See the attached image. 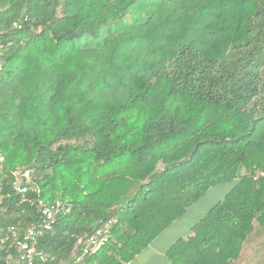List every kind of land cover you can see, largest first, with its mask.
Listing matches in <instances>:
<instances>
[{"label":"trees","instance_id":"obj_1","mask_svg":"<svg viewBox=\"0 0 264 264\" xmlns=\"http://www.w3.org/2000/svg\"><path fill=\"white\" fill-rule=\"evenodd\" d=\"M20 21V27H13ZM0 264L37 225L12 171L69 202L32 264H130L210 187L224 198L167 249L169 264H233L264 231V0H0ZM256 172H263L255 178Z\"/></svg>","mask_w":264,"mask_h":264},{"label":"built area","instance_id":"obj_2","mask_svg":"<svg viewBox=\"0 0 264 264\" xmlns=\"http://www.w3.org/2000/svg\"><path fill=\"white\" fill-rule=\"evenodd\" d=\"M20 26V21L13 22V27ZM262 174L263 172H256L255 178ZM35 178L33 169L28 166H17L12 171V187L19 195L20 201L36 202L42 215V221L37 225L25 228L21 236L17 235L16 230L12 226L8 227L15 239L16 256L22 264H32L36 257L42 260L48 258V254L37 249L38 238L43 232L52 228L58 214L65 213L70 208L67 200L59 198L50 204H45L41 198V190ZM116 222V217H110L95 226L90 233L81 237L77 242L76 251L72 254L67 264H86V259L106 244L111 235L112 226Z\"/></svg>","mask_w":264,"mask_h":264},{"label":"rangeland","instance_id":"obj_3","mask_svg":"<svg viewBox=\"0 0 264 264\" xmlns=\"http://www.w3.org/2000/svg\"><path fill=\"white\" fill-rule=\"evenodd\" d=\"M234 182V180L226 181L210 187L181 217L173 221L156 237L153 243L154 248H161L167 243H172L177 237H183V234L184 237L190 235L192 226L202 218L212 205L224 198ZM150 253L152 251H148L140 257L143 264L147 262L158 264L160 261L155 258L152 259ZM263 255L264 243L261 240L255 244L249 241L244 245L242 253L233 264H255L263 258Z\"/></svg>","mask_w":264,"mask_h":264},{"label":"crops","instance_id":"obj_4","mask_svg":"<svg viewBox=\"0 0 264 264\" xmlns=\"http://www.w3.org/2000/svg\"><path fill=\"white\" fill-rule=\"evenodd\" d=\"M183 237L185 236L184 234L182 235ZM181 237V236H180ZM179 237H177L176 239H178ZM175 239V240H176ZM156 238L145 248L143 249L139 254H137L131 261L130 264H143V261L141 260L140 257H142V255L148 251H152V253H150V255H152V259H156L158 261H160L158 264H169V259L166 256V251L169 248V246L175 241H173L172 243H167L165 245H163L161 248H154L153 243L155 242ZM261 240L264 243V231L263 229L258 226L257 224L254 225L252 231L249 233L247 239L245 240V242L243 243L242 249H241V253L244 249V245L249 242L252 241V243L255 244V242ZM255 255V254H254ZM258 255V254H257ZM264 263V255L263 258L261 260H259L257 263L255 264H263ZM6 264H22L17 257H13V256H8L6 258ZM145 264H151L149 262L145 263ZM155 264V263H153Z\"/></svg>","mask_w":264,"mask_h":264}]
</instances>
